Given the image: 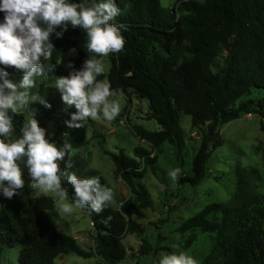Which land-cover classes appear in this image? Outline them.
<instances>
[{
  "label": "trees",
  "instance_id": "1",
  "mask_svg": "<svg viewBox=\"0 0 264 264\" xmlns=\"http://www.w3.org/2000/svg\"><path fill=\"white\" fill-rule=\"evenodd\" d=\"M116 5L120 15L113 22L123 26L125 45L121 52L108 55L109 71L97 79H107L117 93L128 97L134 93L147 100L149 117L159 130L136 126L135 133L156 150L168 142L180 153L185 146L180 114L190 117L192 128L201 132L200 142L192 158V176L181 177L179 183L197 185L206 176L210 153L221 144L218 135L224 124L252 112L264 119V0H176L170 10L160 0H116ZM3 16L0 13V20ZM51 40L56 50L51 60L42 61L45 76L38 78L68 76L71 69H64L59 57L69 49H76L72 63L76 69L93 55L87 50V34L79 27L69 24L62 39L53 34ZM50 64L53 71L48 70ZM7 71L10 79L16 69ZM47 89L44 84L39 87L40 95L51 104L35 115L39 126L46 129L50 123L64 131L63 136L85 143L83 128L70 129L65 123L75 107L66 105L58 90L47 93ZM253 90L259 94L239 101ZM9 115L15 140L30 118L18 111L9 110ZM46 132L61 145L56 134ZM151 154L143 148L134 149V158L122 151L111 154L115 174L130 196L117 208L109 205L98 215L82 209L94 232V250L89 251L57 230L44 212L54 207L55 199L31 196L32 181L21 163L25 186L7 208H0V256L20 246V264H55L58 255L68 253L82 258L96 255L105 264H119L127 254L124 237L144 233L139 221L151 201L142 178L146 165L156 161V151ZM65 161L73 165L67 170L79 178L99 177L106 185L98 171L86 169L78 159L68 155ZM234 173L236 189L229 203L208 204L178 228L181 233L199 230L215 235L216 243L201 264H264V200L251 189L246 169L237 166ZM62 186L68 191L67 200L74 203L71 185ZM194 238L192 234L187 243ZM142 254H146L144 249Z\"/></svg>",
  "mask_w": 264,
  "mask_h": 264
},
{
  "label": "rangeland",
  "instance_id": "2",
  "mask_svg": "<svg viewBox=\"0 0 264 264\" xmlns=\"http://www.w3.org/2000/svg\"><path fill=\"white\" fill-rule=\"evenodd\" d=\"M175 2L176 0H160L161 6L169 10ZM70 50L63 52L59 57V64L64 69H67V65L73 63L76 57V52L72 54ZM101 59L105 64L104 73L107 74L111 66L109 57ZM56 78H36V87L31 89L32 94H40L41 84L48 89L57 90L54 87ZM20 79L22 72L16 70L11 74L12 82L19 83ZM48 89L46 92L50 93ZM258 94L259 90H253L239 101L254 98ZM43 98L46 99L44 94ZM110 99L119 102L120 115L111 122L102 117L98 120L89 119L87 125L82 127L85 140L83 144L76 143L70 135L63 136L64 131L58 130L55 125L46 123L45 128L57 135L59 144H72L73 150L69 153L71 158L81 161L86 169L99 172L104 183L114 192L117 205H110L113 208H117L130 194L126 184L115 174L116 167L111 154L122 151L126 156L134 158V149L143 148L151 151L152 157L153 151H156V161L146 165L142 178L151 201V207L144 210L145 217L139 221L144 233L127 234L124 237L122 242L127 254L119 264H157L162 255L179 252L192 255L201 264L216 243L215 235L199 230L181 233L178 228L183 221L200 212L206 205L224 204L232 200L236 189L234 170L237 166L246 169L251 189L264 200V119L252 112L224 124L218 135L221 144L212 150L207 160L205 178L192 186L189 183H179L181 177L192 176V158L200 142L201 132L192 128L190 117L180 114L179 121L185 139V146L180 153L168 142L162 143L156 150L135 133L136 126L149 131L159 130L158 123L149 117L147 100L139 99L134 93H130L129 97L117 94ZM43 109L44 105L33 102L18 112L30 118V112L36 115ZM174 168L182 170L175 185L168 176V172ZM31 196L54 198V207L44 211L47 217L60 233L74 238L81 249L94 250L93 227L82 209L76 208L73 203V212L64 214L59 211L60 202L55 193L37 195L33 192ZM64 202L71 203L67 199ZM8 206L9 199L0 196V208ZM192 234L195 238L187 243ZM19 249L20 246H16L4 252L0 256V264H20ZM142 249L146 254H142ZM54 261L55 264H105L96 255L82 258L71 253L60 254Z\"/></svg>",
  "mask_w": 264,
  "mask_h": 264
},
{
  "label": "clouds",
  "instance_id": "3",
  "mask_svg": "<svg viewBox=\"0 0 264 264\" xmlns=\"http://www.w3.org/2000/svg\"><path fill=\"white\" fill-rule=\"evenodd\" d=\"M0 13H4L0 20V196L10 200L18 195V189L24 188L20 164L25 163L32 190L37 195L55 193L60 202L59 211L64 214L73 212V203L64 202L68 196L67 189L62 186L65 184L71 185L76 208L98 215L107 206H116L113 190L102 185L99 177L79 178L67 170L73 166L65 161L73 150L71 143L58 145L53 141L51 134L39 126L34 112H30V119L21 129L22 136L13 140L14 126L9 115V110L17 112L33 102L51 108L40 94H32L31 89L36 87V78L45 76L42 61L51 60L56 50L51 37L54 34L62 39L69 24L86 32L87 50L93 55L87 56L79 69L70 62L68 76L55 79L54 87L61 93L63 102L76 109L65 122L66 126L82 128L89 119L102 117L111 122L120 115L119 102L110 97L123 96V92L112 90L107 79H97L105 72L104 61L97 57L119 53L125 45L121 34L123 26L113 22L120 15L116 0H80L79 3L73 0H0ZM70 52L75 54L76 49ZM9 67L22 72L19 83L8 78ZM53 67L50 64L48 70L53 71ZM181 173L180 168L168 172L173 185ZM157 264L199 262L192 255L179 252L162 255Z\"/></svg>",
  "mask_w": 264,
  "mask_h": 264
}]
</instances>
